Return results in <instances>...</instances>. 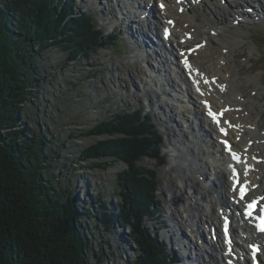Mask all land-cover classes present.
Returning a JSON list of instances; mask_svg holds the SVG:
<instances>
[{"label":"trees","instance_id":"1","mask_svg":"<svg viewBox=\"0 0 264 264\" xmlns=\"http://www.w3.org/2000/svg\"><path fill=\"white\" fill-rule=\"evenodd\" d=\"M115 38L75 0H0V264H101L103 249L90 253L99 226L107 232L128 228L137 249L131 264L178 259L146 224L160 208L159 182L156 168L139 162L168 161L165 135L150 113L138 105L120 109L83 131L102 139L81 148L76 161L124 165L115 179L116 208L101 196L83 202L60 185L63 176L53 173L50 156L59 159L64 143L53 139L48 145L50 134L32 116H40L34 100L51 85L41 65L45 52L61 47L68 60H77ZM88 224L94 229L88 231Z\"/></svg>","mask_w":264,"mask_h":264},{"label":"rangeland","instance_id":"2","mask_svg":"<svg viewBox=\"0 0 264 264\" xmlns=\"http://www.w3.org/2000/svg\"><path fill=\"white\" fill-rule=\"evenodd\" d=\"M75 1L77 9L91 13L96 24L103 28L106 34H114L116 38L113 45L87 51L91 54L83 52L77 60H68L66 50L61 47H53L43 54L41 65L51 85L41 89L38 94L39 100L33 101L40 104L38 107L40 116L36 113L32 116L34 119L37 118L42 129L45 128L50 134L51 137H46L50 141L48 145L53 139L64 143L58 151L59 159L50 156L53 173L66 178L62 177L60 185L81 201L91 204L92 200L101 196L108 206L113 205L116 208L118 191L115 179L124 165L117 162L101 168L93 165L99 164L100 160L90 162L76 160L81 148L102 139L101 136H84L83 131L100 120L107 119L114 111L138 105L151 114L161 133L165 135L162 153L168 160L167 164L162 166H157V162L150 158H143L139 162L147 167H155L159 182L157 196L160 208L158 213L154 212L152 218H147L146 224L153 226L159 240L175 256L181 257L182 254L189 253L184 246L179 247L180 245L176 243L177 240H182L186 246H190L191 241L196 248H206L217 257L218 252L212 246L207 247L205 243L198 242V239L197 242L194 240V236L198 237L201 229L205 230V237L209 239L207 229L202 223H197L198 215L201 214L196 206L203 201L202 199L197 201L191 182L187 181V178L200 171L186 158L196 156L197 151L205 153L202 161L205 164L206 176L210 179L207 180L203 176V182L214 187L215 194L219 196L218 186L213 185L219 184L214 165L220 157L212 153L214 149L209 145L191 143L195 133L192 128L196 126L190 125V121L195 120L198 125L202 124L201 127L204 129H207V126L201 121L200 115L195 119L189 111L187 98L190 96L185 90L188 86L182 76L168 70L169 58L176 50L168 45V52L164 48H156V54H152L156 56L154 58L142 55L141 45H137L136 42L137 33L130 34L133 29L139 30V22L134 23V19L128 23L122 21L116 27L121 14L118 1L117 3L116 0ZM144 1L146 6L154 7L153 0L148 2V5L147 1ZM228 21L230 23L231 18ZM254 21L252 25L238 27L232 24L230 27L240 29L244 33L242 45L234 48L235 62L239 69L238 77L242 78L245 74L255 75L259 81L261 93H256L253 96L255 101L248 102L247 105L252 104L257 110V113L253 114L254 121L259 125V129L264 131V17L255 18ZM155 23V20L146 21L145 29L153 31ZM157 33L161 35L159 29ZM158 78H161L164 84ZM192 92L194 93L195 89L192 88ZM178 96L184 101L180 102ZM199 103L200 100H197V104ZM202 132L201 129L199 134H203ZM214 139L211 141L215 142ZM174 224L180 229L175 230ZM233 226L235 229L238 228L237 224ZM90 228L94 229L92 224L86 226L88 231ZM95 230L97 233L91 235L93 244L90 253H96V248L103 249L105 258L101 264H131L130 261L136 256L137 249L129 241L128 228L116 227L107 232L99 226ZM198 254H201L205 264H209L208 255L202 250ZM182 260L184 259L180 261ZM180 261L175 258L172 264H179ZM246 262L248 263V259Z\"/></svg>","mask_w":264,"mask_h":264},{"label":"bare ground","instance_id":"3","mask_svg":"<svg viewBox=\"0 0 264 264\" xmlns=\"http://www.w3.org/2000/svg\"><path fill=\"white\" fill-rule=\"evenodd\" d=\"M146 1L148 5L151 0ZM137 2L145 7V10L142 9L140 13L135 14L133 12V16H129L128 21L134 19V23L140 24L138 31L132 30L131 27L130 34L139 33L147 42L151 34L158 37L166 52L169 51L168 45L176 50V53L171 51L174 54H171L172 59L169 58L168 70L170 73L175 72L182 76L188 86L185 90L190 96L187 98L189 111L195 119L200 115L201 121L207 126V129H204L201 127L202 124L198 125L195 120L190 121V125L197 127H191L195 132L191 143L209 145L214 149L212 153L220 157L214 165L219 184L213 185L218 186L219 196L215 194L214 187L203 182V176L207 180L210 179L206 176L205 164L202 161L205 153L197 151L200 157L192 155L186 158L187 161H192L195 169L200 171L187 178L197 195V201L200 199L203 201L196 206L201 214L198 215L197 223H202L210 236L206 246H212L218 255L213 256L214 254L212 255V252L206 248H196L197 246L191 241H189L190 246H186L184 241L179 240V245L189 251L184 253L187 260H182L179 264H205L201 254H198L201 250L208 255L209 264H252L249 250L251 243L259 244L257 257H260L261 264H264V232L257 233L252 216L247 218L242 212V207L250 198H258V209L264 212V131L259 129V125L254 121L253 114L257 113V110L252 104L247 105L248 102L253 103L255 101L253 96L261 91L255 75L245 74L242 78L238 77L239 69L235 62L234 48L242 45L244 33L240 29L230 27L232 24L238 27L252 25L255 23V18H263L264 0H153L154 7L148 6L149 9L144 4V0ZM160 3H164L165 8L162 9ZM132 7L135 9L133 4ZM132 7L126 8L131 11ZM155 11L157 14H150ZM141 14L145 15V20L141 18ZM229 18H231L230 23ZM168 19H172L173 23L169 24ZM146 20L156 21L154 32L152 29H145ZM166 27L171 29L168 40H165L164 34ZM157 29L161 31V35L157 33ZM188 32L191 33L190 38L186 37ZM136 42L139 45V39ZM195 45H198V48L184 60L188 48ZM147 51H149L148 56L156 57L153 56L156 54L154 49L152 50L146 43L145 52ZM140 53L142 54L143 51L140 50ZM158 79L164 84L161 78ZM192 88L195 89L194 93ZM178 97L180 102L184 101L181 96ZM197 100H200L199 104ZM205 100L209 101V107L202 104ZM201 129L203 134H199ZM224 140L232 143L230 153L223 145ZM233 154L239 155L237 162L232 161ZM233 170H237L238 175H233ZM235 179L239 180L238 185L234 184ZM241 185L246 189L243 198L238 194ZM225 214H231L232 217L227 238L222 232L221 216H226ZM233 224H237L238 228L235 229ZM173 226L175 230L180 229L177 224ZM204 231L201 229L199 236H194L196 242L197 239L198 242L206 240ZM228 246L233 248L230 252Z\"/></svg>","mask_w":264,"mask_h":264},{"label":"snow or ice","instance_id":"4","mask_svg":"<svg viewBox=\"0 0 264 264\" xmlns=\"http://www.w3.org/2000/svg\"><path fill=\"white\" fill-rule=\"evenodd\" d=\"M225 143H226V142H225ZM233 155L235 156V154H233ZM244 192H245L244 188L241 187V189H240L241 198H243V196H244ZM249 207H251V205H250ZM249 214H251V213H249ZM258 227H260V230L264 231V227H261V226H259V225H258Z\"/></svg>","mask_w":264,"mask_h":264}]
</instances>
